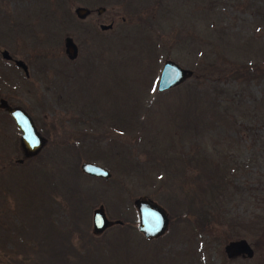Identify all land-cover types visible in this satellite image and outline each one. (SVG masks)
<instances>
[{"label":"rangeland","instance_id":"1","mask_svg":"<svg viewBox=\"0 0 264 264\" xmlns=\"http://www.w3.org/2000/svg\"><path fill=\"white\" fill-rule=\"evenodd\" d=\"M1 50L27 72L0 57V98L45 142L22 157L0 109V264H264V0H0ZM165 60L192 74L158 91ZM138 197L167 212L165 234L137 230ZM99 207L120 223L94 233ZM239 239L252 255L228 258Z\"/></svg>","mask_w":264,"mask_h":264},{"label":"water","instance_id":"2","mask_svg":"<svg viewBox=\"0 0 264 264\" xmlns=\"http://www.w3.org/2000/svg\"><path fill=\"white\" fill-rule=\"evenodd\" d=\"M104 11L103 7L95 9L96 14H101ZM76 18L83 19L90 14V10L83 6H76L73 9ZM111 28V24H100V30H107ZM63 52L67 59L72 60L76 57L77 48L70 37L66 36L63 40ZM1 57L3 59H11L6 50H1ZM14 64L20 67L23 72H27L26 66L23 61L19 59L14 60ZM192 71L187 68L179 66L172 60H165L159 72L156 89L164 91L175 87L190 77ZM0 108H3L8 115L12 118L16 128L19 130V148L22 157L27 158L35 155L43 146L45 139L38 133L27 113L17 106H9L4 100H0ZM80 171L92 177L108 178L109 171L105 168L93 163L82 162L79 165ZM133 207L137 214V230L145 239H154L161 236L167 227V214L166 211L155 202L144 197H138L132 201ZM159 221V228L156 231H151L154 227L156 220ZM113 223H120L119 221H109L101 209V207L94 209L91 215L92 231L94 233L102 232L106 227ZM224 249L228 258L244 254L246 257L252 255V250L248 243L243 240H235L228 242Z\"/></svg>","mask_w":264,"mask_h":264},{"label":"trees","instance_id":"3","mask_svg":"<svg viewBox=\"0 0 264 264\" xmlns=\"http://www.w3.org/2000/svg\"><path fill=\"white\" fill-rule=\"evenodd\" d=\"M193 92H194V90H193ZM199 93V92H198ZM194 95H195V92H194ZM211 109H215V105L212 103V105H211V107H210V109H209V111L211 110ZM224 115V114H223ZM264 140V139H263ZM224 175V174H223ZM217 176V181H218V183L216 184V186H215V183L213 184H211V186L213 187V186H215L214 187V189L216 188V189H222V191H224L225 190V188H224V185L223 184H226V181L224 180V176ZM210 185V184H209ZM43 190V189H42ZM44 192H45V189H44ZM204 192H208V191H204ZM217 192H219V191H217ZM43 193V192H42ZM212 193V192H211ZM220 193V192H219ZM37 194H39V196L41 195V188L39 187V192L37 193ZM41 197V196H40ZM32 200H33V197L32 196H30L28 199H25V204H26V206H30V205H33V202H32ZM42 201H45V200H42ZM42 201H40V203H38L37 205L39 206L38 208H37V206H36V209L37 210H39L41 213H46V212H48V211H46V208H51V207H53V205H52V203H51V200L47 203V200H46V202H45V204L47 203V206L45 205V207L43 206V203H42ZM203 203V202H202ZM30 204V205H29ZM28 208V207H27ZM214 208V207H213ZM204 210V209H203ZM202 210V211H203ZM214 210V209H213ZM35 217V215L33 216V218ZM34 221H35V219H33ZM13 225H15V224H13ZM16 226H13V230H14V228H15ZM34 230H36V232L38 231V229H37V226L34 228V226H32L31 227V232H30V235L32 234V233H34ZM39 232H40V230H39ZM42 232H47V234H52V232H53V225L52 226H46V227H44V229L42 230ZM11 234H13V231H12V233ZM38 238H39V241L37 242V240H36V244H37V248H39V250L40 251H42L41 252V254H39V256H40V260H42L43 261V258H46V256L45 255H42V254H46V252H47V249L46 248H50V249H52V246H51V244L48 242V238H47V236L46 235H41V236H37ZM42 248H45L46 250H42ZM52 253V252H51ZM60 260H62V259H60ZM59 260H57V262H58Z\"/></svg>","mask_w":264,"mask_h":264},{"label":"flooded vegetation","instance_id":"4","mask_svg":"<svg viewBox=\"0 0 264 264\" xmlns=\"http://www.w3.org/2000/svg\"><path fill=\"white\" fill-rule=\"evenodd\" d=\"M1 52V51H0ZM0 57H1V53H0ZM2 58V57H1ZM14 60H15V58H11V59H5L4 61H7V62H9V63H12V64H14ZM15 65V64H14ZM16 66V65H15ZM17 67V66H16ZM17 68H19V69H21L20 67H17ZM22 70V69H21ZM23 72V71H22ZM23 74L26 76V74H25V72H23ZM0 100H4L5 101V99H3V98H0ZM7 104V103H6ZM8 105V104H7ZM0 109H2V110H4L3 108H0ZM5 111V110H4ZM6 112V111H5ZM7 113V112H6ZM8 114V113H7ZM9 118L11 119V117L9 116ZM166 214H167V212H166ZM167 219H168V217H167ZM168 224H169V220H168V222H167V227H166V230H165V232L163 233V234H165L166 233V231H167V229H168ZM162 234V235H163ZM161 235V236H162ZM158 238V237H157Z\"/></svg>","mask_w":264,"mask_h":264},{"label":"snow or ice","instance_id":"5","mask_svg":"<svg viewBox=\"0 0 264 264\" xmlns=\"http://www.w3.org/2000/svg\"><path fill=\"white\" fill-rule=\"evenodd\" d=\"M158 228H159V221L157 219L156 223H155L154 227L151 229V231H156V230H158Z\"/></svg>","mask_w":264,"mask_h":264}]
</instances>
